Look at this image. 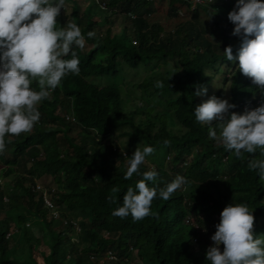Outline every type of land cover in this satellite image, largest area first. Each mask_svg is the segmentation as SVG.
<instances>
[{
	"label": "trees",
	"instance_id": "trees-1",
	"mask_svg": "<svg viewBox=\"0 0 264 264\" xmlns=\"http://www.w3.org/2000/svg\"><path fill=\"white\" fill-rule=\"evenodd\" d=\"M100 1L104 8L95 0H65L58 26L72 22L82 34H96L85 36L86 47H75L80 73L51 91L37 106L39 121L27 133L8 136L0 152V178L7 179L0 184V264H135L128 258L132 251L139 264H208L205 250L220 210L230 202L252 208V232L264 235V180L248 167L261 158L259 152L236 157L192 113L210 94L224 93H211L218 76L235 105L230 112L264 99L235 61L223 57L225 46H232L233 56L239 46L227 19L235 0H167L162 20L156 18V0ZM120 17L125 22L114 32V18ZM168 59L177 61V70L136 84L163 107L156 112L149 104L143 118L137 117L141 106L124 108L119 80L95 83ZM198 85H209L210 92L193 95ZM174 121L181 126L176 131ZM145 145L154 151L139 171L154 167L157 188L178 174L189 182L167 200L155 198L152 214L143 219L113 216L127 188L142 178H125L124 172L131 151ZM166 156L164 165L156 163ZM43 178L51 179L41 184L52 207L34 189Z\"/></svg>",
	"mask_w": 264,
	"mask_h": 264
},
{
	"label": "clouds",
	"instance_id": "clouds-1",
	"mask_svg": "<svg viewBox=\"0 0 264 264\" xmlns=\"http://www.w3.org/2000/svg\"><path fill=\"white\" fill-rule=\"evenodd\" d=\"M64 7L65 0H0V152L8 136L27 133L39 121L37 106L51 91L68 75L80 73L75 47H83L85 36L96 34H82L72 22L58 26L56 17ZM227 19L233 24L231 34L239 37V46L234 56L232 46H225L223 57L235 61L236 69L250 78L264 97V0H235ZM205 92L206 88L198 85L193 95ZM234 107L228 99L210 95L195 105L192 113L198 123L208 126L207 135L236 157L258 151L261 158L250 160L248 167L264 180V99L239 113L229 111ZM153 151L150 145L136 147L128 157L124 177L135 173L142 178L127 188L122 203L112 210L113 216L143 219L152 214L155 198L167 200L188 184V178L178 174L157 188L154 167L140 173L139 166ZM252 227V208L246 203L225 204L204 253L208 264H264V235H254Z\"/></svg>",
	"mask_w": 264,
	"mask_h": 264
},
{
	"label": "rangeland",
	"instance_id": "rangeland-1",
	"mask_svg": "<svg viewBox=\"0 0 264 264\" xmlns=\"http://www.w3.org/2000/svg\"><path fill=\"white\" fill-rule=\"evenodd\" d=\"M89 0H86V2ZM155 6H156V18L159 19H163V17H165V11H166V7H167V0H156L155 1ZM104 8V7H102ZM183 12L180 13V16H183ZM101 13H98L95 17L96 19L100 18ZM124 19L123 18H114V26L112 28V30L114 32L119 31L120 29V25L121 23H124ZM83 47H86L85 45H83ZM151 68V69H150ZM178 69V65H177V61L175 59H168L165 62H161V63H157L153 66H149L145 67L143 65L138 66L136 69H132V70H125V72L121 73V77L120 79H116L117 76H103V77H99L98 80L99 82H95L94 79L93 82H95L96 84L99 85H104V84H115L113 82H115L116 80H119V90L121 93V96L123 97V105L125 109H132L134 106H141V110L138 112L137 117L138 118H143L145 116V113L143 111V108L148 106L149 104H154V110L156 112H161L163 110L162 104L158 103L157 100H155L152 96L147 95V92L144 91L142 88L137 87V83L141 82L142 80H144L145 78H150L153 75L156 74H161L164 73L167 70H177ZM96 80V81H98ZM224 91V93H222V95L220 96L221 98H226L227 99V86L222 85L221 84V79L220 76H218V79L214 78L213 80V84H212V92H215L217 89H220ZM210 92V88L209 85L206 86V93ZM211 95V94H210ZM209 95V96H210ZM175 124L172 125V129L174 131L178 130V128H181V126L179 125V123L176 121H174ZM113 136V135H111ZM111 136L108 135V139H111ZM118 141H121L122 138L121 137H117ZM133 151H131L132 154ZM147 159H149L150 161V157H147ZM156 163H161V164H165L167 161V156L162 159V160H155ZM7 179L2 178L1 182L2 184H4L6 182ZM43 181L39 182V183H43L45 185V183H49V181L51 182V179L47 178V179H42ZM7 189V187L5 188ZM9 189V187H8ZM34 221V220H33ZM32 220H27V223H31L33 222ZM18 240V238H17ZM222 248V245L220 246ZM128 258L135 264H139V261L137 260L136 257V253L135 251H132L129 255Z\"/></svg>",
	"mask_w": 264,
	"mask_h": 264
},
{
	"label": "built area",
	"instance_id": "built-area-1",
	"mask_svg": "<svg viewBox=\"0 0 264 264\" xmlns=\"http://www.w3.org/2000/svg\"><path fill=\"white\" fill-rule=\"evenodd\" d=\"M95 1H96L97 3H99V5H100L101 7H105L104 2H101L100 0H95ZM193 2H194L195 4H209V3H212V2H216V0H193ZM179 13H182V11H180ZM35 188L43 191L44 198H45L44 201H45L49 206L52 207V202H51V200L48 199L47 195L45 194V189H44V187H43L42 185H40L39 183H36ZM53 212H54L53 214L55 215V214H56L55 210H53ZM186 221H187L189 224L194 225L195 227H198V225L193 221V219H192L190 216H187Z\"/></svg>",
	"mask_w": 264,
	"mask_h": 264
}]
</instances>
